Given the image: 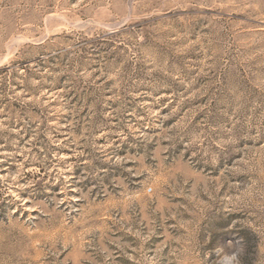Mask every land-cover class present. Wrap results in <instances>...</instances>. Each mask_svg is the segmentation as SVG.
Instances as JSON below:
<instances>
[{
	"label": "rangeland",
	"instance_id": "374dc122",
	"mask_svg": "<svg viewBox=\"0 0 264 264\" xmlns=\"http://www.w3.org/2000/svg\"><path fill=\"white\" fill-rule=\"evenodd\" d=\"M0 264H264V0H0Z\"/></svg>",
	"mask_w": 264,
	"mask_h": 264
}]
</instances>
